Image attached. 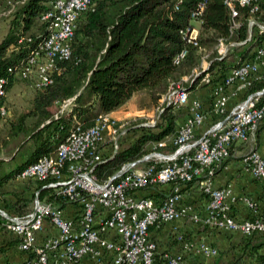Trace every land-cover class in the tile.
I'll return each mask as SVG.
<instances>
[{
    "label": "built area",
    "instance_id": "obj_1",
    "mask_svg": "<svg viewBox=\"0 0 264 264\" xmlns=\"http://www.w3.org/2000/svg\"><path fill=\"white\" fill-rule=\"evenodd\" d=\"M21 1L7 0L9 6L0 13H10ZM92 2L54 0L42 15L48 22L44 40L29 54L26 65L16 70L14 78L19 76L37 88L50 83L57 62L69 57L77 21ZM224 2L230 8L231 31L239 26L237 6L249 8L248 35L242 40L229 42L219 37L209 52L203 49L199 66L184 76L189 83L201 73L200 82L209 81L210 73L206 69L211 60H207L210 52H216L214 58L225 57L230 45L247 44L252 41L254 33L264 32V23L256 16L260 0ZM203 7L201 2L192 16L196 17ZM181 32L188 41L197 43L196 25H188ZM184 54L185 49L176 55L175 62ZM237 62L224 80L211 88V104L206 110L200 98L190 95L182 78L170 81L157 109L162 112L168 105L179 108L187 104L185 119L173 135L158 140L153 150L139 158L124 162L107 179H98L93 171L95 164L102 160L101 144L109 142L115 151L119 147L117 138L129 127L153 125L154 120L130 123L131 120H122L109 113L98 114L90 126L76 122L54 153L26 164L16 177L42 181V186L53 189L60 201L76 203L79 215L75 218L65 216L60 204L41 199L38 191L33 196L31 209L25 212L9 213L0 206V229L14 234L21 250L33 251V257L17 264H155L154 254L158 246L149 235L150 227L185 215L201 225L264 238V218L236 219L231 213V202L234 201L231 186L214 183L216 171L236 141L248 145L242 157L244 167L254 177L264 180V155L257 145L258 127L264 118V85L247 91L255 81L264 80V43H255L247 56ZM6 83L7 78L1 76L0 96L7 93ZM229 87H233L231 93ZM238 92H242L241 98L230 105L231 94ZM72 100L73 96L67 98L62 109L67 108ZM6 112V106L2 105L0 114ZM210 114L216 119L196 135V128ZM168 145L173 148L164 149ZM188 182L194 183L197 190L207 196L203 213L182 203V187ZM161 183L172 185L159 201L150 195L137 194L138 190L154 188ZM242 199L256 211L253 200L246 196ZM46 220L55 231L37 242V233L43 229ZM176 237L183 241L184 250L195 249L206 255L217 252L203 240H184L181 232ZM165 257V264H181L183 253L166 252Z\"/></svg>",
    "mask_w": 264,
    "mask_h": 264
},
{
    "label": "trees",
    "instance_id": "obj_2",
    "mask_svg": "<svg viewBox=\"0 0 264 264\" xmlns=\"http://www.w3.org/2000/svg\"><path fill=\"white\" fill-rule=\"evenodd\" d=\"M53 1L23 0L10 12L8 28L0 38V77L7 78L6 91L14 84L16 70L26 65L29 54L44 40L48 22L42 15ZM201 2L202 11L193 17L192 12ZM4 6H9L7 0H0V7ZM237 7L239 26L231 31L230 8L224 0H93L78 19L71 53L57 62L52 81L38 88L32 86L30 105L10 120L6 135L0 128V146L6 144L7 137L16 140L19 147L29 141L32 143L29 155L0 175V185L26 164L54 153L76 122L90 126L98 114L119 108L137 93L145 94L152 106L157 105L170 81L180 80L199 66L203 49L212 48L219 37L228 41L247 37L249 8ZM256 16L264 23V0H260ZM188 25L197 26L196 44L184 38L181 32ZM261 42L264 43V32H257L247 45L234 50L238 58L212 56L206 69L210 73L209 81L200 82L201 73L187 84L188 88L199 85L211 90L224 80L237 61L247 56L255 43ZM183 49L184 56L175 62L176 55ZM263 85L264 80L255 81L247 91ZM5 96H0V107L5 105ZM72 96V103L62 109V103ZM186 111L187 104L179 108L165 106L153 125L129 127V142L120 141L115 151L109 142H103L102 160L93 169L98 179H107L124 162L139 158L153 150L158 140L173 135ZM167 147L173 148L172 145ZM2 161L0 159V164ZM171 185L157 184L142 195L159 201ZM188 185L194 183L188 182L183 187ZM200 194L207 199L205 194ZM27 252L33 253L32 250ZM165 253L156 250L154 263L165 264Z\"/></svg>",
    "mask_w": 264,
    "mask_h": 264
},
{
    "label": "crops",
    "instance_id": "obj_3",
    "mask_svg": "<svg viewBox=\"0 0 264 264\" xmlns=\"http://www.w3.org/2000/svg\"><path fill=\"white\" fill-rule=\"evenodd\" d=\"M247 44H242V48ZM20 80L28 81L19 76H15L14 82ZM189 91L192 97H198L202 100L205 110L210 107L211 90L208 86L202 87L198 85L194 89H189ZM232 91L233 87H229V92L231 93ZM241 96L242 92H238L235 95L231 94L229 104L235 103ZM132 98L119 108L108 112L109 115L117 118L127 115L124 109H126L128 102ZM186 112L182 115L180 122L185 119L187 115ZM215 119L216 117L210 114L204 122L196 128V135H199ZM128 139L129 137L121 142L127 144L129 142ZM26 145L28 146V156L32 149V143L29 141ZM257 145L259 151L264 155V118L261 120L258 127ZM247 148L248 145L246 142H234L230 146L229 155L225 157L222 166L214 175V183L216 185L231 186L232 196L234 198V201L231 202V210L236 219L252 217L254 214L264 216V180L254 177L253 174L244 167L242 157ZM164 149L169 148L165 147ZM0 159L8 160L4 157ZM4 160L0 164V175L7 173L17 164L14 162H4ZM42 184V181L34 178H18L15 175L6 178L0 185V206L9 213L25 212L31 209L33 196L35 192L38 191L41 199L53 200L60 204L65 216L75 218L79 215L76 203L60 201V199L55 197L53 189L43 187ZM183 188L182 203L189 204L193 207V210L203 213L207 204V199L200 196V192L194 185H188ZM149 191L148 189H142L138 190L137 194L142 195ZM244 196L256 203V211H253L242 199ZM173 225L177 227L173 228ZM54 231L55 228L46 220L43 229L37 233V242H41L49 234L54 233ZM180 232L183 234L184 240H203L215 247L217 252L215 254L206 255L201 252H196L195 249L184 250L182 245L183 241L178 240L176 237L177 233ZM149 235L157 242V252H182L183 259L181 264H264L263 238L255 234L245 235L237 230L217 229L201 225L193 222L189 215H185L174 221L163 222L159 224V226H151ZM32 254V252L23 251L19 248L18 239L14 234L0 229V264L19 263L27 258H31Z\"/></svg>",
    "mask_w": 264,
    "mask_h": 264
},
{
    "label": "rangeland",
    "instance_id": "obj_4",
    "mask_svg": "<svg viewBox=\"0 0 264 264\" xmlns=\"http://www.w3.org/2000/svg\"><path fill=\"white\" fill-rule=\"evenodd\" d=\"M17 4V3H16ZM15 7V6H14ZM4 7H0V12ZM10 19L9 12L0 13V38L6 32L8 28V22ZM226 40V39H225ZM236 41V40H226ZM237 46V47H236ZM242 46V44H234L230 45L227 53V58L231 60L235 57L234 50ZM236 47V48H235ZM212 48H206L209 52ZM216 52H210L207 60H209L212 56L215 57ZM201 60V58H200ZM182 76V81H184V85L187 86L189 83V79ZM202 82V81H201ZM33 92V87L28 81L20 80L18 82H14L12 87L7 91L5 96V106L7 108L6 114L2 115L0 119V128L3 131L2 133L6 135V131L9 128L10 120L21 110L27 108L31 102V96ZM160 103V99L157 105L152 106L153 104H149L147 97L143 93H137L135 96L128 102V106H126L127 115L120 117L122 120H131L130 123H136L139 121H152L156 122L159 118L161 111L157 109V106ZM160 111V112H159ZM117 118V117H116ZM127 132L122 133L118 138V143L120 141H125L127 136ZM107 137V136H106ZM108 138V137H107ZM6 144L0 146V158L4 157L8 160H4V162H14L17 163L19 160L25 158L28 154V146L19 147L17 145L16 140H11V137H7L5 139ZM154 146V145H153ZM13 159V160H12ZM12 160V161H11ZM3 162V164H4ZM6 164V163H5Z\"/></svg>",
    "mask_w": 264,
    "mask_h": 264
}]
</instances>
